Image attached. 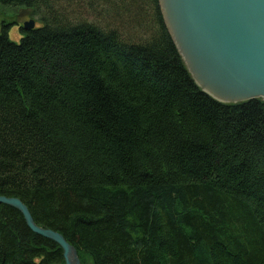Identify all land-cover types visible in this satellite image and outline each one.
Masks as SVG:
<instances>
[{
  "label": "trees",
  "instance_id": "trees-1",
  "mask_svg": "<svg viewBox=\"0 0 264 264\" xmlns=\"http://www.w3.org/2000/svg\"><path fill=\"white\" fill-rule=\"evenodd\" d=\"M0 6L38 22L0 25V196L83 264H264V101L200 90L158 0ZM117 6L140 37L107 25ZM0 264L64 259L0 203Z\"/></svg>",
  "mask_w": 264,
  "mask_h": 264
},
{
  "label": "water",
  "instance_id": "water-1",
  "mask_svg": "<svg viewBox=\"0 0 264 264\" xmlns=\"http://www.w3.org/2000/svg\"><path fill=\"white\" fill-rule=\"evenodd\" d=\"M165 27L195 84L218 102L264 101V0H158ZM35 26L22 22L24 30ZM0 203L21 212L35 233L55 241L64 264H81L73 245L37 225L16 197Z\"/></svg>",
  "mask_w": 264,
  "mask_h": 264
},
{
  "label": "rangeland",
  "instance_id": "rangeland-1",
  "mask_svg": "<svg viewBox=\"0 0 264 264\" xmlns=\"http://www.w3.org/2000/svg\"><path fill=\"white\" fill-rule=\"evenodd\" d=\"M121 6L113 7L108 15L111 17V21L107 23L109 27L124 28L128 33L129 39L133 40L135 37H140V31H137L136 25H133L134 22H139V17H137V9L131 8L128 11L122 12L119 11ZM24 8V7H23ZM15 13L13 17H11V13ZM19 12V13H18ZM116 15L119 19L113 20V16ZM82 18H85L81 15ZM33 19L35 21V25L38 24L36 16H33L30 10L20 9L18 7L5 8L0 6V25L2 22H11L8 29L9 38L18 42L21 38L20 26L24 20ZM105 23V21H104ZM144 34V32H143ZM125 36V35H124ZM80 260V259H79ZM81 263V262H80ZM83 264V263H81ZM84 264H89L88 262Z\"/></svg>",
  "mask_w": 264,
  "mask_h": 264
}]
</instances>
